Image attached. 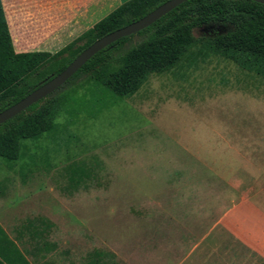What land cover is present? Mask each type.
<instances>
[{
  "label": "rangeland",
  "instance_id": "1",
  "mask_svg": "<svg viewBox=\"0 0 264 264\" xmlns=\"http://www.w3.org/2000/svg\"><path fill=\"white\" fill-rule=\"evenodd\" d=\"M70 108L25 141L35 162L0 157V226L30 264H264L263 77L209 55Z\"/></svg>",
  "mask_w": 264,
  "mask_h": 264
},
{
  "label": "trees",
  "instance_id": "2",
  "mask_svg": "<svg viewBox=\"0 0 264 264\" xmlns=\"http://www.w3.org/2000/svg\"><path fill=\"white\" fill-rule=\"evenodd\" d=\"M166 0H127L56 52H16L0 1V112L61 72L95 40L143 17ZM219 23L222 33L196 37L195 28ZM135 37L139 39L134 40ZM209 55L227 58L264 78V4L253 0H186L136 33L123 36L92 55L62 86L0 124V157L16 161L29 154L25 141L55 139L65 125L61 113L72 114L71 99L79 89H97L115 99L127 98L149 75L192 65ZM84 169L70 165V178ZM99 252H97L98 254ZM0 264H30L0 226ZM90 264H95L90 262Z\"/></svg>",
  "mask_w": 264,
  "mask_h": 264
},
{
  "label": "crops",
  "instance_id": "3",
  "mask_svg": "<svg viewBox=\"0 0 264 264\" xmlns=\"http://www.w3.org/2000/svg\"><path fill=\"white\" fill-rule=\"evenodd\" d=\"M16 52H56L127 0H0ZM254 208L264 213L258 200ZM259 204V206L256 203Z\"/></svg>",
  "mask_w": 264,
  "mask_h": 264
},
{
  "label": "water",
  "instance_id": "4",
  "mask_svg": "<svg viewBox=\"0 0 264 264\" xmlns=\"http://www.w3.org/2000/svg\"><path fill=\"white\" fill-rule=\"evenodd\" d=\"M184 1L186 0H166L138 20L133 21L128 25L116 29L95 40L88 47L82 50L61 72L39 85L13 105L1 111L0 124L14 117L33 103H36L40 99L45 98L47 95L53 93L96 52L123 36L136 33L137 31L149 26ZM253 1L264 4V0Z\"/></svg>",
  "mask_w": 264,
  "mask_h": 264
}]
</instances>
